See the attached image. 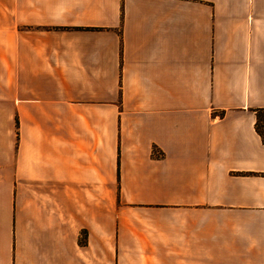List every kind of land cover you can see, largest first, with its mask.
I'll use <instances>...</instances> for the list:
<instances>
[{"label":"crops","instance_id":"crops-1","mask_svg":"<svg viewBox=\"0 0 264 264\" xmlns=\"http://www.w3.org/2000/svg\"><path fill=\"white\" fill-rule=\"evenodd\" d=\"M264 0H0V264H264Z\"/></svg>","mask_w":264,"mask_h":264},{"label":"trees","instance_id":"trees-1","mask_svg":"<svg viewBox=\"0 0 264 264\" xmlns=\"http://www.w3.org/2000/svg\"><path fill=\"white\" fill-rule=\"evenodd\" d=\"M256 121L255 131L264 144V108L254 110Z\"/></svg>","mask_w":264,"mask_h":264}]
</instances>
